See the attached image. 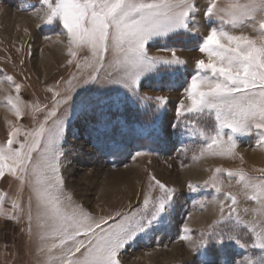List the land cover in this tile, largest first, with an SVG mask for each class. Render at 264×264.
Instances as JSON below:
<instances>
[{"label":"rangeland","instance_id":"1","mask_svg":"<svg viewBox=\"0 0 264 264\" xmlns=\"http://www.w3.org/2000/svg\"><path fill=\"white\" fill-rule=\"evenodd\" d=\"M208 2L197 0L202 10ZM217 2L223 7L243 0ZM20 5L19 8L0 0V144L7 142L12 126L20 129L23 140L24 133L44 122L53 98L62 99L71 92V100L58 109V114L67 110L60 142L63 156L59 174L63 184L62 189H53L61 202L67 203V197H71L74 205L82 206L98 218L142 209L146 193L158 197L159 190L149 187L152 176L175 189L167 211L122 251V264H206L207 261L235 264L240 260L247 264L248 260L259 261L264 257L260 249L251 248L254 238L251 234L244 238L249 244L247 248L235 241L220 244L215 240L201 246L202 237L207 238L213 230L219 232L225 227L222 221L232 208L236 209L233 219L239 214L242 223L259 230L264 210L259 199L251 198L257 193L245 190L243 182H237L238 176L229 178L227 173L239 171L257 183L264 179L261 130L253 125L241 134L225 128L224 139L232 135L236 141L235 155L213 154L207 147L211 141L206 137L215 135L214 112L209 114L205 110L184 116H177L176 112L181 102L191 103L187 89L192 77L199 73L196 62L208 60L199 47L210 30L209 24L223 27L233 35L254 38L259 33V18L249 20L243 28H233L228 23L229 17L225 16L223 23L219 18L207 21L201 12L197 16L198 35L181 31L150 40L147 45L150 55L170 58L171 52L165 49H175L176 55L185 61L180 66H159L141 78V96L167 98V104L157 110L154 99L142 104L122 85L109 83V73L114 69L106 66L102 72H94L85 63L90 52L69 45L62 23L44 22L43 11L37 12L44 7L41 0L37 4L24 0ZM16 21H19L15 24L18 36L8 30V25ZM70 50H75L76 55H69ZM48 52H52V68L41 75L40 68ZM7 76L21 86L18 93ZM93 76H98V80H93ZM85 79L89 82L84 83ZM9 96L13 102L19 97L22 106L19 117L7 103ZM138 152L141 154L136 155ZM135 169L140 174L134 181ZM213 182L221 187V193L215 191ZM224 193L236 194L238 203L232 205ZM30 196L31 234L27 215ZM14 202L24 209L23 213L17 210L15 217ZM37 233L32 186L22 185L5 168V175L0 177V264L46 261V253L38 247ZM185 235L187 239L180 238Z\"/></svg>","mask_w":264,"mask_h":264},{"label":"snow or ice","instance_id":"2","mask_svg":"<svg viewBox=\"0 0 264 264\" xmlns=\"http://www.w3.org/2000/svg\"><path fill=\"white\" fill-rule=\"evenodd\" d=\"M41 4L44 7L37 9V12L43 11L44 22L51 24L58 20L65 29L69 45L90 52V58L85 57V63L94 72L100 73L106 66L114 69L109 73V83L122 85L142 104L154 99L157 110L167 104V98L141 96V78L156 71L159 66H180L185 61L176 55L175 49H165L171 52L170 58L150 55L147 47L150 40L181 31L198 35L197 16L201 12L207 21L219 18L223 23L227 16L233 28H243L249 20L259 18V33L254 38L243 34L233 35L223 27L209 24L210 30L199 47L201 53L207 54L208 60L196 62L199 73L192 77L187 89L191 103L185 105L181 102L176 112L177 116L203 113L205 110L209 114L214 112L215 135L206 137L211 141L207 147L212 149L213 154L235 155L236 141L232 135L224 139L225 128L231 129L232 133L243 134L254 125L261 130V142L264 143V0H243L223 7L217 0H209L203 10L197 0H41ZM69 55L75 56L76 51L70 50ZM77 67L80 65L77 64ZM6 79L15 85L18 93L21 86L11 76ZM92 79L98 80V76ZM88 82L84 80V83ZM71 98V92L62 99L54 97L44 122L24 133L23 140L20 139V129L11 127L7 142L0 144V177L5 175V168H8L22 185L32 186L38 247L48 257L46 261H38V264H122V251L167 211L175 196V189L152 176L149 187L159 190L158 197L146 193L142 209L130 213L118 211L114 216L98 218L82 206L74 205L71 197H67V203L61 202L53 194V189H62L63 184L59 174L63 156L60 142L65 132L67 110L58 114V109ZM6 99L19 117L22 112L19 97L15 98V102L11 96ZM201 135L204 133L201 132ZM227 175L229 178L238 176L237 182H243L245 190L252 189L257 193L251 198L259 199L260 207L264 210V179L257 183L239 171H229ZM212 186L217 193L222 192L215 182ZM188 187L195 191L191 184ZM224 195L232 205L238 203L236 194ZM17 210L20 213L24 211L14 202V217ZM233 212H236L235 208L222 221L224 228L219 232L213 230L207 238L202 237L201 246L215 240L220 244L235 241L238 246L247 248L249 244L244 238L251 234L254 237L251 248L264 253V218L259 220L257 230L255 226L249 228L248 224L242 223L239 214L233 219ZM27 215L31 234V196ZM261 215L264 217V211ZM242 240L244 243H241ZM56 252L58 255H54ZM206 264L214 262L207 261ZM235 264H245V261H236ZM247 264H264V257L259 261L248 260Z\"/></svg>","mask_w":264,"mask_h":264},{"label":"bare ground","instance_id":"3","mask_svg":"<svg viewBox=\"0 0 264 264\" xmlns=\"http://www.w3.org/2000/svg\"><path fill=\"white\" fill-rule=\"evenodd\" d=\"M9 21H6V23H8ZM19 21H16L15 23L13 24H9L8 25V30L11 32V34L16 35L18 36L19 34L17 33V26H15V24H18ZM11 23V22H10ZM20 25V24H19ZM9 32V33H10ZM63 51V50H62ZM57 62V61H56ZM52 68V52H48V55L45 57L44 61H43V64L40 68V71H41V75L42 73H44L43 71L44 70H49ZM42 69V70H41ZM46 73V72H45ZM1 119V118H0ZM134 175V181L137 179L138 175L140 174V171L138 169H135L134 172H132ZM131 176V175H129ZM138 181V180H137ZM136 181V182H137Z\"/></svg>","mask_w":264,"mask_h":264},{"label":"trees","instance_id":"4","mask_svg":"<svg viewBox=\"0 0 264 264\" xmlns=\"http://www.w3.org/2000/svg\"><path fill=\"white\" fill-rule=\"evenodd\" d=\"M9 4H11V5H13V6H15V7H21V2L23 1L24 2V0H6ZM25 1H27V2H29V3H39V1L40 0H25Z\"/></svg>","mask_w":264,"mask_h":264},{"label":"crops","instance_id":"5","mask_svg":"<svg viewBox=\"0 0 264 264\" xmlns=\"http://www.w3.org/2000/svg\"><path fill=\"white\" fill-rule=\"evenodd\" d=\"M182 241V240H181Z\"/></svg>","mask_w":264,"mask_h":264}]
</instances>
